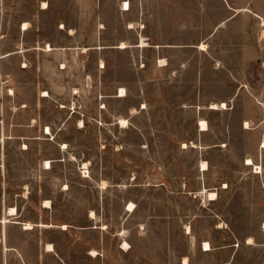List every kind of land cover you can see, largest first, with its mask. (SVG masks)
Masks as SVG:
<instances>
[{
	"label": "crops",
	"instance_id": "obj_1",
	"mask_svg": "<svg viewBox=\"0 0 264 264\" xmlns=\"http://www.w3.org/2000/svg\"><path fill=\"white\" fill-rule=\"evenodd\" d=\"M0 5V264H162L167 250L175 253L170 264L185 259L258 264L236 240L220 244L202 226L215 218L222 233L230 221L221 214L231 213L236 230L264 231V0H0ZM82 36L90 38L88 45ZM79 80H88L89 96L95 97L88 129L95 136L87 155L68 136L87 126L75 106ZM98 80L105 104L99 110ZM54 93L56 107L50 105ZM115 132L136 134L138 140L112 144L106 134ZM97 133L105 134L99 144ZM34 140L53 143L58 155L28 156ZM146 149L154 151L148 160ZM165 149L195 153L200 183L195 187L187 178L179 195L200 197L199 205H162L160 196L150 206L141 203L144 191L130 182L142 174L130 173L128 166L171 163L161 153ZM130 150L136 155L130 157ZM82 164L93 166L88 176L81 174ZM117 165L124 170L119 173ZM198 209L206 215L169 220L170 242L162 243L163 211ZM146 212L152 217L145 222ZM173 236L187 244H174ZM256 237L250 232L243 245L252 247Z\"/></svg>",
	"mask_w": 264,
	"mask_h": 264
},
{
	"label": "rangeland",
	"instance_id": "obj_2",
	"mask_svg": "<svg viewBox=\"0 0 264 264\" xmlns=\"http://www.w3.org/2000/svg\"><path fill=\"white\" fill-rule=\"evenodd\" d=\"M72 1V0H70ZM23 10L26 9V6H22ZM3 12V5H0V14ZM89 37L88 36H82L80 38V41L82 44H87L89 42ZM107 39H114V38H107ZM64 43H72L71 39H65ZM98 88L96 91V107L99 110L100 107H105V104L101 103V98L102 95L100 94L101 90H103V87H101V84L99 85V80H98ZM78 85H79V94L80 95V99L77 101V103H75V106L80 109L81 112H83L82 115H85V123H86V128L85 131L79 132V133H70L68 136L70 137V139H75L76 141H79L82 145L81 147L84 148V153L88 152L87 147L90 145V138H93L95 136L94 133H89L88 129L89 125L93 126L92 124H94V120L92 117V114L94 112L95 109V102L93 99H95L94 96H89V84H88V80H79L78 81ZM52 91H54V88L51 87ZM73 92H76V90H72ZM94 92V88L93 86L91 87V92ZM44 93V92H43ZM55 93L52 95L53 99H51L50 105H52L53 107H56L55 105H59V102L57 100H55ZM78 97V94H76ZM74 108V105L71 106ZM83 117V116H82ZM52 120H55L56 122V118L55 116H52L51 118ZM80 124H82L80 122ZM84 124V121H83ZM83 126V125H81ZM46 131H47V127H46ZM105 134H101V133H97V143L99 144L101 141L104 140V136ZM108 136L107 141L112 142H119L120 139H128L129 142H135L137 141V135L136 134H129L128 138L126 134H118V133H109L106 134ZM150 139L152 138V135L149 136ZM93 140V139H92ZM111 144V145H112ZM264 144V143H263ZM262 144V145H263ZM94 146V144H93ZM9 147V146H8ZM13 149V146H12ZM146 155L145 158L146 160H148V156H152V154L154 153L153 150H149L148 149L145 150ZM2 153L4 155V149L2 150ZM161 153L163 154V156L171 161V163H168L166 165H161V166H157V165H152V164H143L140 166H136L135 164H130L128 166L129 168V172L131 173L132 171H139L140 174H142L139 179L135 180V181H131L130 183L134 184L135 186H138L137 188H139V190L144 191V193L142 194V197H140V201L142 204H144L146 206H150L152 204L153 201L156 202V199L159 198L160 196V200H161V204L162 205H169V204H177V205H199L201 202L200 197L194 199L193 201L190 200L189 198L186 197H182L179 195V193L184 189L183 186H181V183L184 182L187 178L191 181L193 186H198L199 185V181H197L196 179V174H195V170H194V165H193V161L195 159V153L193 151L190 152H182L178 149L172 150V149H165V150H161ZM28 156H33V157H37V156H42V155H49V156H57L58 155V151L56 148V145H54L53 143H49V142H45V143H41L40 141H33L32 144V149L30 151V153H27ZM81 156H85L84 154L80 153ZM129 155L130 157H133L134 155H136V151L130 150L129 151ZM82 164L81 168H80V172L81 174L84 176H88L91 172V169L93 168V166L90 165H85ZM99 168L101 169V166H95V168ZM4 168V166H3ZM118 168V172L120 173L121 169L124 170V166L121 165H117ZM154 170H157L159 172L158 175L153 176V172ZM256 171V170H255ZM232 171L231 170H225V177H231ZM216 183V182H215ZM230 183H232V181L230 180ZM166 184V186L164 185ZM159 185H161V189L160 187H158ZM149 190V191H148ZM153 191V192H150ZM223 200L225 199V196L221 197ZM205 202V201H204ZM206 204V203H205ZM166 210V208H165ZM215 212L216 211H212L209 210V214L212 216H215ZM206 215L205 212H201L199 209L196 211H189V213L184 214L182 212H177V213H169V212H162L160 219H161V224L162 227H165L166 230H164V234L162 235V243H166L168 244L170 242V231H169V220H171L173 223L175 222V220L178 223H181L182 221H184L185 219H190L191 217H195V216H204ZM152 215L148 212H146L144 214V221H148L149 219H151ZM224 218L225 220H228L230 222H227L226 227L223 230L222 233H218L217 229H215L214 227V223L212 220L209 224H208V228L205 225H203V229H205L204 231L212 237H216L217 238V242L218 243H233L236 240V244L240 243V249L242 252H244L245 250H250L251 253L253 254V257H256L258 264L261 263V261H263L264 259V246L262 245L263 243V239H264V231L262 229H249V228H243V229H235L232 223V214L231 213H225V214H221V218ZM200 217H198L197 219L194 218V220H197L196 225L198 223ZM211 220V219H210ZM248 224V223H246ZM174 227V224L172 225ZM264 226V225H263ZM144 228V225H143ZM207 228V229H206ZM196 231L199 232L200 228L199 226H196ZM256 232L257 237L255 240V244L252 245V247L248 248L245 247L243 245L244 242V238L246 237V235H248L250 232ZM235 234H234V233ZM238 237V238H237ZM239 239V240H237ZM254 241V240H253ZM171 242H173L174 244H187V239H185L184 237H175L173 236L171 238ZM167 249H169L167 247ZM175 253L173 252H169L168 250L165 253H162V257H164L166 260L163 261L162 264H170L169 258L170 257H174ZM185 261V260H184ZM185 264V263H184ZM188 264V262H187Z\"/></svg>",
	"mask_w": 264,
	"mask_h": 264
},
{
	"label": "bare ground",
	"instance_id": "obj_3",
	"mask_svg": "<svg viewBox=\"0 0 264 264\" xmlns=\"http://www.w3.org/2000/svg\"><path fill=\"white\" fill-rule=\"evenodd\" d=\"M44 4H45V2H44ZM46 5V4H45ZM126 5H127V7L129 8V2H126ZM44 6V5H43ZM126 7V8H127ZM46 8V7H45ZM24 26L26 25V24H23ZM23 26V27H24ZM63 26V25H62ZM126 44V43H125ZM145 44V43H144ZM122 45H124V43L122 42ZM46 47H48L47 49H51V44H48V46H46ZM102 62V61H101ZM103 65V64H102ZM63 66V65H62ZM121 90V93H120V95H124V93H125V90L124 89H120ZM12 92V91H11ZM77 92V91H76ZM43 95L44 96H48V95H50V93H48L47 91H45L44 93H43ZM223 103V102H222ZM221 104V103H220ZM216 105V104H215ZM214 105V106H215ZM223 105V104H222ZM213 106V107H214ZM62 107H63V105H62ZM217 107V106H216ZM223 107H225V106H223ZM121 120V124L122 125H126L127 124V120H125V119H120ZM119 121V120H118ZM81 125H83V120L81 121ZM203 123V122H202ZM204 125H205V123H204ZM200 127H201V125H200ZM205 127V126H204ZM48 134H51V130H50V127H47V131H46ZM63 145V144H62ZM263 146H264V144H263ZM63 147H66V144H64L63 145ZM247 163L248 164H251V165H253V160L251 159V158H248V161H247ZM47 167H51V164H50V161H48L47 160ZM85 166V165H84ZM207 166H206V163H203V168H206ZM255 172H261V167L260 166H256V171ZM104 184V183H103ZM204 190V189H203ZM208 196H209V198L210 199H216V197H217V193L216 192H209L208 194H207ZM50 202V201H49ZM46 204V203H45ZM47 206V205H46ZM13 208V207H12ZM15 208V207H14ZM10 209L11 210V212H12V214L13 213H15V209ZM134 208H135V205L133 204V203H130V205H129V207H128V210H130V211H133L134 210ZM9 210V211H10ZM10 213V212H9ZM6 221V219L4 218V222ZM27 225V227H31L33 224H31V223H27L26 224ZM49 225V224H48ZM248 241L250 242V243H253V238H249L248 239ZM125 245L127 246V243L125 242ZM205 249H211V244L209 243V242H206L205 241ZM126 246H125V248H126ZM51 248V247H50ZM97 252V251H96ZM93 253V252H92ZM95 254V253H94ZM184 263L185 264H187V259H185V261H184ZM226 264H228V263H226Z\"/></svg>",
	"mask_w": 264,
	"mask_h": 264
},
{
	"label": "built area",
	"instance_id": "obj_4",
	"mask_svg": "<svg viewBox=\"0 0 264 264\" xmlns=\"http://www.w3.org/2000/svg\"><path fill=\"white\" fill-rule=\"evenodd\" d=\"M84 176H86V175H84Z\"/></svg>",
	"mask_w": 264,
	"mask_h": 264
}]
</instances>
